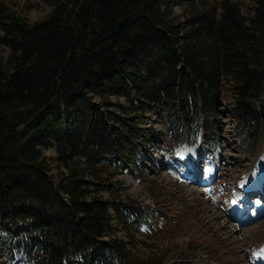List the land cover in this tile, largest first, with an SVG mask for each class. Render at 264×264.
<instances>
[{
    "label": "trees",
    "instance_id": "1",
    "mask_svg": "<svg viewBox=\"0 0 264 264\" xmlns=\"http://www.w3.org/2000/svg\"><path fill=\"white\" fill-rule=\"evenodd\" d=\"M253 2L245 17L232 0H52L34 24L0 8V248L22 264H141L104 241L113 213L145 218L114 183L137 117L174 112L197 140L227 82L238 136L252 151L264 141Z\"/></svg>",
    "mask_w": 264,
    "mask_h": 264
},
{
    "label": "rangeland",
    "instance_id": "2",
    "mask_svg": "<svg viewBox=\"0 0 264 264\" xmlns=\"http://www.w3.org/2000/svg\"><path fill=\"white\" fill-rule=\"evenodd\" d=\"M51 1L0 0V8L34 24L50 14ZM232 1L239 5L243 16L249 17L253 0ZM1 37L0 31L3 60L9 50ZM234 111L235 92L225 82L216 110L203 117L210 128L204 127L197 140L189 139L188 127L181 126L182 117L174 112L152 110L137 117L132 125L135 144L125 155L130 164L114 176V183L121 201L142 207L146 218L130 224V229L114 217L110 223L113 232L105 238L106 243L120 241L130 257L141 264H237L242 260L244 247L229 217L234 211L233 202L241 197L233 180L249 178L253 187L264 181V141L255 151L247 148L236 133L238 119ZM173 117L177 123L171 129L168 119ZM47 156L53 157V153ZM193 160L198 161V168L206 163L216 173L212 191L185 183L184 164ZM213 191L220 192L219 199L213 197ZM108 196L105 199L109 200ZM224 219L230 223L229 229L224 227ZM256 230L252 239L263 240L262 230ZM0 264H13L2 250Z\"/></svg>",
    "mask_w": 264,
    "mask_h": 264
},
{
    "label": "bare ground",
    "instance_id": "3",
    "mask_svg": "<svg viewBox=\"0 0 264 264\" xmlns=\"http://www.w3.org/2000/svg\"><path fill=\"white\" fill-rule=\"evenodd\" d=\"M187 160L188 159H186L185 161ZM191 164H194L195 166V160H193L190 164L189 162H186L184 164L186 167L185 171L189 172L187 175H191L187 177V179L192 181L194 179L193 177H195L196 181V178H199V182L202 183L201 186H208L213 180L214 176L208 175L207 172L203 170H194L195 168L190 167ZM205 174L207 176L202 177ZM235 180L237 181V183ZM233 181H235L234 184H237L238 190L239 192H241V197L237 201L238 204H233L234 211L232 214H229V217L233 221V225L235 224L234 226H236L235 229L237 231H235L234 234H237L236 232H238L240 236V238H238V241L240 243L237 241V239H235V241L239 244H242V247H244V250L241 254L243 258L241 261L239 260L237 264H264V238H262L263 240L252 239V237L255 235V231H257L256 229L259 228L260 230H262L260 234L264 233V221L259 223L262 219H264V203L261 202L262 200L264 201V181H262V183L256 187L250 186L252 180H250L249 178L248 180L246 179V181L235 178ZM214 196H217V198H219L220 192H215ZM244 213L246 214V217H240ZM223 221L225 224L224 227L226 229H229L228 225L230 223L226 219H224ZM250 224L258 225L253 228H250L254 226H250ZM248 227L249 229H247ZM249 259H251V262Z\"/></svg>",
    "mask_w": 264,
    "mask_h": 264
}]
</instances>
